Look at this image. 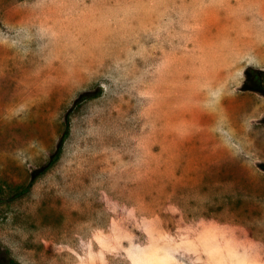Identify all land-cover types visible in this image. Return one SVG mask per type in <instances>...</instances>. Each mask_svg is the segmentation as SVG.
<instances>
[{
	"label": "rangeland",
	"instance_id": "374dc122",
	"mask_svg": "<svg viewBox=\"0 0 264 264\" xmlns=\"http://www.w3.org/2000/svg\"><path fill=\"white\" fill-rule=\"evenodd\" d=\"M247 69L264 0H0V260L264 264Z\"/></svg>",
	"mask_w": 264,
	"mask_h": 264
},
{
	"label": "trees",
	"instance_id": "16d2710c",
	"mask_svg": "<svg viewBox=\"0 0 264 264\" xmlns=\"http://www.w3.org/2000/svg\"><path fill=\"white\" fill-rule=\"evenodd\" d=\"M249 73L253 74V80L251 81H246L244 83V85L242 86V91H253V92H256V93H259L261 95L264 96V81L261 79L260 77V72H255V71H252L250 69H247L245 71V74L248 75ZM68 136V131L65 133V136L62 138V141H61V146L63 144V142L65 141V139L67 138ZM60 152V150L57 152V155H56V158H53L50 162V165H53L55 163V161L57 160L58 158V153ZM0 264H4L1 260H0Z\"/></svg>",
	"mask_w": 264,
	"mask_h": 264
}]
</instances>
